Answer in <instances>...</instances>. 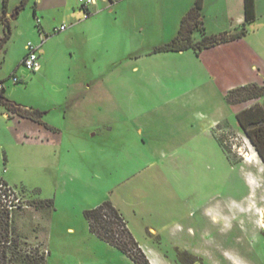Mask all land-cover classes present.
Here are the masks:
<instances>
[{"label":"rangeland","instance_id":"rangeland-1","mask_svg":"<svg viewBox=\"0 0 264 264\" xmlns=\"http://www.w3.org/2000/svg\"><path fill=\"white\" fill-rule=\"evenodd\" d=\"M77 1L53 9L56 20H50L47 38L39 35L30 0L1 53L0 79L10 77L6 96L24 109H48L45 120L64 135L62 143L47 142L48 136L42 143L25 138L16 121L1 118L0 179L21 202L13 213L15 233L29 246L45 250L46 264H135L92 233L84 216V210L109 200L152 264H264V160L232 108H226L227 118L218 127H210L213 117L208 114L219 104L210 89L202 94L212 101L190 99V84L182 73L166 75L158 85L156 62L150 58L144 72L125 73L133 60L114 66L106 52L113 36L92 39L83 56V39L71 22L87 13L78 8L71 12ZM17 2L11 0V6ZM209 5V21L226 25V0H210ZM257 8L245 42L258 56L249 53L242 60L241 85L264 80V0H258ZM114 17L107 13L89 19ZM62 24L67 29L56 32ZM160 40L155 26L143 34L133 28L117 50H139L144 44L150 49ZM30 41L44 42L48 50L42 73L23 65ZM83 80L98 84L94 98L99 107L78 103L76 112L87 122H65L67 86ZM250 101L264 106V96ZM140 126L144 135L138 133ZM40 199L53 200V206L37 208L34 201Z\"/></svg>","mask_w":264,"mask_h":264},{"label":"crops","instance_id":"crops-1","mask_svg":"<svg viewBox=\"0 0 264 264\" xmlns=\"http://www.w3.org/2000/svg\"><path fill=\"white\" fill-rule=\"evenodd\" d=\"M130 1L131 0H102L90 8V14L88 16L83 17V19L75 20L76 22H71L72 30L75 29L79 32L83 39V56L92 39L99 38L100 36L103 38L106 36H113V46H109L106 52L112 54V59L116 61L114 66L116 67L121 61L124 63L126 60H133L125 69V73L140 74L141 71L144 72L145 65L149 64L145 61L149 58L156 62L157 70L155 74L157 73V76L154 75V77L158 85L163 82L164 76L173 74L180 75L182 73L188 78L190 84L188 88L190 99H194L195 101H212V96H205L202 94L205 88L210 89L215 97L219 99V104L214 108L215 113L211 111L208 114V117H213L212 123L209 125L210 127H212L211 125H217L218 127L222 119L227 118L226 108H228V106L232 108L233 114L236 116L242 109L255 104L250 101L247 102V104L244 103L245 105H230L226 100L227 92L242 84L239 83L237 79L238 76L243 73L242 60L245 55L252 53L258 56L256 48L253 47V45L246 44L245 36L205 48L200 52H197L193 48L182 51L156 52L155 49L158 46L170 42L178 34L182 18L194 6L196 0H162L163 2L160 1L158 3H148L147 0H140L141 3H130ZM10 2L11 0L8 2L6 17L10 21L11 30H13L16 26L17 19L28 3L25 7L18 9L22 0H20V4L17 2V6H11ZM69 2L70 0H33L34 16L36 19H40V23H38L40 27L39 35H45L48 38L50 35V30L48 29L50 26L52 27L51 21L56 20V16L53 15V9H64L65 6L69 5ZM226 3L228 4L227 8H229L227 9L228 16L226 25L222 24L218 27L219 24L214 22L211 23L208 18H211V16H209L210 0H203V19L208 34H221L224 32L234 33L243 24L245 20V0H226ZM255 5L256 9H258V0H255ZM73 8L71 12H75L74 14L77 13L76 11L78 9H82L79 1L73 3ZM2 10H0V12ZM49 11L52 12L49 13ZM127 12H130V14ZM107 13L115 14L113 20L110 19V21L103 22L93 18L89 19L91 16L99 17ZM172 13H174L175 19H170ZM47 15H52L53 17L51 16V18H48ZM172 20L175 21L171 22ZM152 26L161 30V40L154 44L152 48L148 49L144 44L139 50L129 47H126L125 50H117L124 45L126 36L127 40L129 39L133 28L138 29L139 34H143ZM1 31L5 33V25L3 22L0 23V35L3 36L4 33H1ZM117 36L118 39L116 38ZM200 37L198 32L194 34L195 40H199ZM120 41L121 43L119 44ZM38 45L40 46L41 68L36 72L42 73L44 72L45 65L44 56L48 50L45 48L44 42H39ZM48 56H50V53ZM169 65L171 66L170 68L166 67ZM86 67L88 69L87 64H85V68ZM174 67H176V69ZM251 68H257L256 64H253ZM258 70H260V68H258ZM148 76L152 77V72L148 73ZM8 79H10V77L0 79V81L4 83L5 92V83ZM252 82L263 83L264 80ZM67 87L69 88V93L66 97V104L69 105L63 113L65 122H67L69 118H72V121H75V123L87 122V119H82L79 115L80 111L76 112V105L80 103L81 108H84L88 103L91 104L95 102L96 107H99L98 101L94 98V93L96 94L100 91L98 84L94 85L88 82V80H83L76 85H68ZM0 106L6 108L3 105ZM27 110H39L41 112L40 120L21 116L8 109L0 114V120L6 116L8 119L16 121L18 126L17 131L20 130L25 138H32V140L39 139L42 143H45V138L48 136L49 139L47 142L53 140L54 143H62L64 136L63 129L46 121L47 119L44 117L45 112H49L48 109L29 108ZM203 114L206 115L205 112ZM154 126H157V124H154ZM151 129L154 130V128ZM144 131L145 128L143 126L138 127V133L144 135ZM90 132L95 134L94 131ZM191 133L195 134L198 133V131H191ZM218 137L220 136H217V138Z\"/></svg>","mask_w":264,"mask_h":264},{"label":"trees","instance_id":"trees-1","mask_svg":"<svg viewBox=\"0 0 264 264\" xmlns=\"http://www.w3.org/2000/svg\"><path fill=\"white\" fill-rule=\"evenodd\" d=\"M28 1L22 0L18 9L25 7ZM8 2L9 0H3V10L0 12V23L3 22L5 30L7 29L3 36L0 35V69L1 53L12 33L10 21L6 17ZM256 17L255 0H245V21L238 30L234 33L211 35L207 33L203 19V0H196L194 6L182 18L178 34L170 42L158 46L155 51H182L193 48L200 52L205 48L246 36L249 32L248 25L253 23ZM197 32L201 36L199 40L194 38ZM263 96L264 84L251 82L229 90L226 100L230 105H237ZM0 105L21 116L40 120L39 110H27L16 105L5 95L4 89L0 90ZM236 117L264 160V106L256 102L239 111ZM218 139L221 141L220 137ZM1 182L7 184L2 179ZM35 203L37 208L53 206L51 199H40L34 201ZM14 210L3 207L0 200V264H46L47 252L39 245L29 246L15 233ZM84 216L92 233L129 256L135 264H152L130 230L126 218L111 201H104L94 208L84 210Z\"/></svg>","mask_w":264,"mask_h":264},{"label":"built area","instance_id":"built-area-1","mask_svg":"<svg viewBox=\"0 0 264 264\" xmlns=\"http://www.w3.org/2000/svg\"><path fill=\"white\" fill-rule=\"evenodd\" d=\"M81 8L86 11V15L90 14V8L98 4L102 0H78ZM114 1V0H108ZM37 22L40 23V19L37 18ZM67 29L66 25H61L60 28H55L56 32H60L62 30ZM23 65L29 69L30 71L36 72L39 71L41 68V60H40V46L36 45L33 42H29L27 44V53L23 59ZM14 82H19L20 79L14 75L13 77ZM4 89V83L0 81V90ZM0 200L3 207H6L10 210L17 209L20 207V198L15 195L12 191L11 187L3 182L0 183Z\"/></svg>","mask_w":264,"mask_h":264}]
</instances>
